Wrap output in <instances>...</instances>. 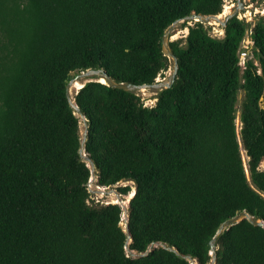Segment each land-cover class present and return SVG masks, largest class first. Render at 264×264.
<instances>
[{
  "label": "trees",
  "instance_id": "obj_1",
  "mask_svg": "<svg viewBox=\"0 0 264 264\" xmlns=\"http://www.w3.org/2000/svg\"><path fill=\"white\" fill-rule=\"evenodd\" d=\"M222 6L0 0V264H209V242L224 221L247 212L264 222V17L252 27L243 72L238 50L251 25L234 16L221 39L199 22L183 25L184 41L170 42L176 78L154 106L98 81L74 96L95 185L134 184L127 244L120 206L90 199L80 121L66 96L67 83L88 69L118 84H153L173 68L161 51L164 31ZM126 248L147 253L131 258ZM214 252L215 264H264V227L244 219L216 238Z\"/></svg>",
  "mask_w": 264,
  "mask_h": 264
},
{
  "label": "rangeland",
  "instance_id": "obj_2",
  "mask_svg": "<svg viewBox=\"0 0 264 264\" xmlns=\"http://www.w3.org/2000/svg\"><path fill=\"white\" fill-rule=\"evenodd\" d=\"M238 2L242 3L243 5V9L240 10L238 9L236 12V15L238 19L244 21L245 23H249V25H251V27L254 26V23H256L258 21V19L264 17V0H223V6H222V12L224 10V7H230L228 10V13L226 15H223L222 17H220V13L218 16L220 18V21H222L229 13H231V11L233 9H237L238 8ZM186 24V26H190L193 24V22H189V21H178L173 27L172 30L170 32V41L174 42V41H184V38L186 36V30L187 28L184 27L183 25ZM171 27V26H170ZM207 33L213 37V38H219L221 39L223 37V30L221 29V26L219 25V23H215V22H210L209 24H205L204 25ZM188 32V30H187ZM176 35V39H174L173 41L171 40V36ZM252 50L249 49V53H248V59H252ZM171 75H172V68H169L166 72L158 75V77L156 78L155 81L160 82L162 84L168 83L171 79ZM86 79L85 78H81L79 79V82H85ZM163 88V87H162ZM141 90H145V89H140L135 91L141 101L143 102V104L145 106H153L155 103V97L157 95V93L160 92V89H147L145 90V92H142ZM146 93H148L147 95H145ZM71 95V93H70ZM243 100V91L240 90L237 94V102H236V120H235V125H236V129L237 131L239 130L240 127V123L238 120V114H239V110H240V105L241 102ZM79 129H80V135L82 137V134L84 133L85 130V125L84 122L79 119ZM241 156H242V160L244 163V166L246 168V162H247V158L244 154L243 151H241ZM259 169L260 170H264V160L260 163L259 165ZM133 183L132 182H121L118 183L110 188H101L95 185V178L92 175V177L89 179L88 181V193L90 194V199L93 200L94 202H100L103 204H107L110 203L112 201V197H114V199H116V193L119 194V192H117V188L119 187H124V186H128L130 187V192L125 195V196H121L120 194V198L122 200V204L116 203L117 205L120 206V208L122 209V214H121V222H120V226L123 230H125V225L127 222V207H128V201H129V196L132 195L134 193V188H133ZM101 190V191H100ZM112 196V197H111ZM133 196V195H132ZM117 200V199H116ZM129 243V241H128ZM160 245L154 244L151 245L149 250L152 248H156ZM126 255L131 257V258H136L138 257L137 254L133 253L130 254L129 250L126 248L125 249ZM190 264H193V261H190Z\"/></svg>",
  "mask_w": 264,
  "mask_h": 264
},
{
  "label": "water",
  "instance_id": "obj_3",
  "mask_svg": "<svg viewBox=\"0 0 264 264\" xmlns=\"http://www.w3.org/2000/svg\"><path fill=\"white\" fill-rule=\"evenodd\" d=\"M243 9V5L242 3L238 2V8L237 9H233L231 11V13H229L222 21H220V18L218 15H208V16H203V15H197V14H192L188 17H186L184 20L182 21H189V22H199L203 25L205 24H209L210 22H215V23H219V25L221 26V28H224L226 26V22L231 19L232 17H234L236 15L237 10ZM178 21L174 22L171 27H169L168 29H166L162 35L161 38V51L164 54V56H166L170 63H172L173 68H172V75H171V79L168 83L162 84L160 82L155 81L153 84H149V85H133V84H118L113 82L106 74L103 70L101 69H88L84 72H80L79 74L75 75L73 77V79H71L67 85H66V96H67V100H68V104L71 107V109L74 111V114L81 119L84 122L85 125V130L84 133L82 134L81 137V143H80V149H79V154L81 155L83 161L87 162V166L90 169L91 174L93 175L94 172V164L93 162L86 156V154L84 153V143L86 141V135H87V125H86V119L83 116V114L81 113L79 107L75 104V100L73 98V100L70 97V90L71 88L74 86V84L79 81V79L81 78H85L86 81L85 82H80V85L83 87L85 83L87 82H91V81H98L99 79L103 78L106 81V84L110 87H114L117 89H121L127 92H135L137 90L140 89H168L170 88L171 84L174 82L175 78H176V74H177V59L174 56L172 49L170 47V32L172 30V27L177 23ZM163 87V88H162ZM78 91L75 90V95L77 94ZM246 169V176H247V180L249 181V175L247 172V167ZM116 199L119 203L122 204V200L120 198V195L118 193H116ZM129 202V201H128ZM128 208V207H127ZM128 217V215H127ZM246 219L247 221H249L252 225L254 226H260V227H264V222H262L261 220H254L252 218V216L247 213V212H240L235 214L233 217L227 219L226 221H224L218 228V230L216 231V234L214 235V237L210 240L209 242V247H210V256H211V261L209 264H215V241L216 238L225 230H227L229 227H232L236 224H238L239 222H241L242 220ZM124 232L126 234H128V225L126 223L125 225V230ZM129 242H131V237L128 234L127 236V241L126 244ZM162 248H165L169 251L175 252L176 251L172 248L166 247L165 245H161ZM130 254H133L131 251H129ZM147 253V251H145L144 253L138 255L140 257L144 256ZM193 264H196L195 261H193Z\"/></svg>",
  "mask_w": 264,
  "mask_h": 264
},
{
  "label": "built area",
  "instance_id": "obj_4",
  "mask_svg": "<svg viewBox=\"0 0 264 264\" xmlns=\"http://www.w3.org/2000/svg\"><path fill=\"white\" fill-rule=\"evenodd\" d=\"M251 35H252V27L246 31V34L243 40L241 41L240 48L238 50V66L241 72H243L246 68V61L250 60L248 59V53H249V49L251 50L253 47V41L251 39ZM254 64L257 65L256 62ZM257 73L259 74L260 70H257ZM145 107H152V106H145Z\"/></svg>",
  "mask_w": 264,
  "mask_h": 264
},
{
  "label": "bare ground",
  "instance_id": "obj_5",
  "mask_svg": "<svg viewBox=\"0 0 264 264\" xmlns=\"http://www.w3.org/2000/svg\"><path fill=\"white\" fill-rule=\"evenodd\" d=\"M229 8H230V7H224V10H223V12L220 14V17H222L223 15H226V14L228 13ZM186 34H187V30H186ZM173 35H174V34H173ZM174 39H176V35L171 36V40L173 41ZM99 82H100V83H103V84H106V81H105L103 78L99 79ZM81 87H82V86L80 85V82L77 81V82L74 84V86L71 88V90H70V93H71L70 97H71L72 100H73V98H74V96H75V90L78 91ZM141 91H142V92H145V90H141ZM147 94H148V93H146L145 95H147ZM100 191H101V190H100ZM132 195H133V194H132ZM132 195L129 196V200L131 199ZM111 197H112V196H111ZM110 203H112V204H116V203H118V202H117L116 199H114V197H112V201H111Z\"/></svg>",
  "mask_w": 264,
  "mask_h": 264
}]
</instances>
